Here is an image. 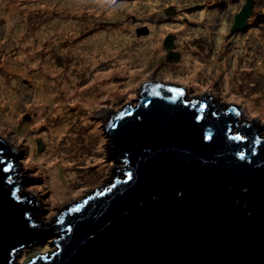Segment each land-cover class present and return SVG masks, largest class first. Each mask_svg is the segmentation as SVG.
<instances>
[{
  "label": "rangeland",
  "instance_id": "374dc122",
  "mask_svg": "<svg viewBox=\"0 0 264 264\" xmlns=\"http://www.w3.org/2000/svg\"><path fill=\"white\" fill-rule=\"evenodd\" d=\"M245 1L0 0V137L16 147L23 188L37 197L43 221L105 184L118 163L107 158L98 116L134 103L143 81L210 93L264 123V0L231 29ZM168 35L178 61L165 59ZM122 54L135 56L120 62ZM78 93L96 101L78 106ZM49 240L22 248L12 264L53 250Z\"/></svg>",
  "mask_w": 264,
  "mask_h": 264
},
{
  "label": "water",
  "instance_id": "95a60500",
  "mask_svg": "<svg viewBox=\"0 0 264 264\" xmlns=\"http://www.w3.org/2000/svg\"><path fill=\"white\" fill-rule=\"evenodd\" d=\"M173 38L166 61L179 59ZM134 100L98 116L118 163L111 181L47 222L23 188L16 147L0 137V264L48 238L54 249L24 264H264V123L175 82L143 81Z\"/></svg>",
  "mask_w": 264,
  "mask_h": 264
},
{
  "label": "bare ground",
  "instance_id": "6f19581e",
  "mask_svg": "<svg viewBox=\"0 0 264 264\" xmlns=\"http://www.w3.org/2000/svg\"><path fill=\"white\" fill-rule=\"evenodd\" d=\"M51 26H53V25H51ZM201 26V25H200ZM202 27V26H201ZM220 30L219 31H217L216 32V36H219V40H220V43H219V40H218V43L219 44H221V43H223L224 44V47H225V40H223L224 38H225V34H224V30H223V27H221L220 26ZM115 32H118V29H115L114 30ZM154 42V41H153ZM230 42V41H229ZM77 47H81V45H77ZM219 47H223L222 45H219ZM82 48H83V46H82ZM103 48H106V46H104ZM87 51V50H86ZM134 52V54L135 53H137L136 52V50H133ZM104 52H106V53H108L109 52V50H104ZM127 53V52H126ZM93 54L96 56V53H94L93 52ZM112 54L115 56L116 54H117V52H112ZM134 54H128V55H125V54H122V55H120V57H119V61L120 62H122L126 57H124V56H127V57H129V58H132V57H134L135 55ZM224 53L223 52H221V55H223ZM115 57H117V55L115 56ZM128 58V59H129ZM89 59H91V61L93 60V61H95V58H94V56L92 55V57H90V58H87L85 61H89ZM132 59H129V62L131 61ZM185 61H187V60H189V57H187L186 56V58L184 59ZM262 75H264V74H262ZM95 77L96 78H98L99 77V75H95ZM132 78V77H131ZM131 83H132V79H130V81L128 80V81H125V84H127L128 86L129 85H131ZM66 90H69V88H65ZM103 89H106V87L105 86H103ZM81 94H77V97L75 98V100H77L78 102H79V104H78V106H83V105H86V104H91V103H93L92 101L94 100V101H96V99L92 96V95H89V96H86V97H84L83 96V94L80 96ZM62 107V106H61ZM65 126L63 125L62 126V130H63V128H64ZM60 131V130H59ZM59 131H53L54 133H56L57 135L59 134ZM54 136V135H53ZM38 159H39V161H42V160H44V158L43 157H41V158H39L38 157Z\"/></svg>",
  "mask_w": 264,
  "mask_h": 264
}]
</instances>
